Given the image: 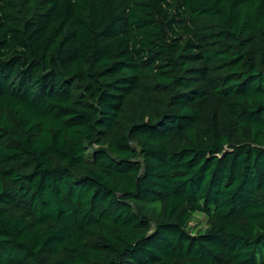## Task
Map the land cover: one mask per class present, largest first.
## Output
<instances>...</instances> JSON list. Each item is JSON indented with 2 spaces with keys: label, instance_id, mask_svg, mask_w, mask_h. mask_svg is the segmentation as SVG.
Masks as SVG:
<instances>
[{
  "label": "trees",
  "instance_id": "1",
  "mask_svg": "<svg viewBox=\"0 0 264 264\" xmlns=\"http://www.w3.org/2000/svg\"><path fill=\"white\" fill-rule=\"evenodd\" d=\"M0 264H264V0H0Z\"/></svg>",
  "mask_w": 264,
  "mask_h": 264
},
{
  "label": "rangeland",
  "instance_id": "2",
  "mask_svg": "<svg viewBox=\"0 0 264 264\" xmlns=\"http://www.w3.org/2000/svg\"><path fill=\"white\" fill-rule=\"evenodd\" d=\"M206 228V218L201 214H195L188 225V231L193 234L202 232Z\"/></svg>",
  "mask_w": 264,
  "mask_h": 264
}]
</instances>
